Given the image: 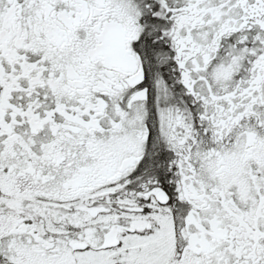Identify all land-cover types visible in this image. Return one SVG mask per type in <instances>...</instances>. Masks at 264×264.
Listing matches in <instances>:
<instances>
[{
  "label": "snow or ice",
  "instance_id": "snow-or-ice-1",
  "mask_svg": "<svg viewBox=\"0 0 264 264\" xmlns=\"http://www.w3.org/2000/svg\"><path fill=\"white\" fill-rule=\"evenodd\" d=\"M0 264H264V0H0Z\"/></svg>",
  "mask_w": 264,
  "mask_h": 264
}]
</instances>
